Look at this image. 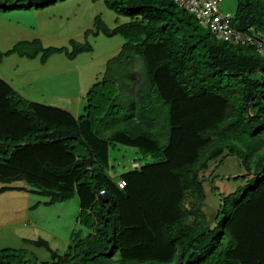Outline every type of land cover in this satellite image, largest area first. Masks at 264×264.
<instances>
[{
  "label": "trees",
  "instance_id": "obj_1",
  "mask_svg": "<svg viewBox=\"0 0 264 264\" xmlns=\"http://www.w3.org/2000/svg\"><path fill=\"white\" fill-rule=\"evenodd\" d=\"M5 1L0 12L16 7ZM103 1L130 21L110 28L97 17L85 33L125 40L110 61L112 76L90 90L85 115L29 101L0 76V195L25 191L11 187L23 182L48 205L77 198L78 224L90 234L82 239L84 231L75 230L63 257L46 240L34 241L51 253L45 263L0 248V264H99L97 257L116 253L139 264H264V181L245 189L227 218L224 200L212 229L201 212L212 161L227 151L243 154L246 165L264 150V58L250 44L213 38L185 9L165 7L167 15L160 0ZM232 26L264 38V0H240ZM70 44L72 51L18 43L0 53V64L14 55L44 64L57 54L74 59L94 51L90 42ZM117 146L137 150L143 164L119 173L111 163ZM263 166L264 156L248 174L262 175Z\"/></svg>",
  "mask_w": 264,
  "mask_h": 264
},
{
  "label": "rangeland",
  "instance_id": "obj_2",
  "mask_svg": "<svg viewBox=\"0 0 264 264\" xmlns=\"http://www.w3.org/2000/svg\"><path fill=\"white\" fill-rule=\"evenodd\" d=\"M43 1H49L51 5L44 10L33 8L34 10L28 13L23 10L31 4L40 5ZM239 1L223 0L219 5L221 13L235 18L239 12ZM160 2L164 5L163 12L167 15L169 14L164 11L165 7L172 8L176 13H185L172 1L160 0ZM0 4L5 7L6 1L0 0ZM9 5H16V7L0 12V53L11 50L18 43L34 40H39L44 48H66L70 51L73 50L70 44L72 40L79 44L90 42L94 51L74 59L69 58L65 53L57 54L44 64L39 58L10 56L1 62L0 76L11 83L29 101L68 110L76 116L85 115V108L90 105L88 102L90 90L99 81L112 76L114 70L110 61L120 53L125 42L120 36L108 38L103 35H91L88 39L85 33L88 29L95 30L94 23L97 17H102L110 28L128 23L130 20L119 17L116 12L108 9L103 0L97 2L93 0H10ZM147 10L141 9L139 12L145 14V12L148 13ZM158 15L162 18L161 21H168L164 14ZM193 20H197L196 16ZM201 29L216 38L208 28L201 26ZM255 52L257 53L256 50ZM131 68L128 65L126 69ZM126 69L123 68L121 72L126 73ZM254 76L262 77L261 74ZM124 83L129 84L130 87L132 81L125 78ZM123 92L127 96V92ZM102 129L106 128L102 127ZM114 129L118 130L117 127ZM241 156L231 155L226 151L221 157L212 161L208 170L203 173L207 194L201 212L204 215L205 224L211 225V229L216 225L224 200H228L225 205L226 213L223 215L227 218L236 201L245 195V189L249 188L252 192L264 181V172L261 176L242 177L250 173L248 170H257L258 161L263 158L264 150L255 154L246 165L243 161L247 157ZM111 161L119 173L143 164L142 156L137 150L123 146H117L111 151ZM135 162L138 164H134ZM13 186L26 190L8 191L9 193L0 195L1 249L27 251L33 257V262L37 260L39 263H45L51 261V254L45 249L35 248L32 244L39 237L47 240L54 253L63 257L68 251L74 230L84 231L82 239L90 234L82 223L77 224L80 213L77 198L67 203H57L46 207L43 203L49 202V198L32 193L23 182H18L11 187ZM3 187L6 186L0 183V189ZM37 204L38 209L30 210ZM192 207L195 208L196 204ZM34 222H39V227H34L32 224ZM24 237L35 240L29 243L23 240ZM78 239L80 238H74L73 242H77ZM97 260L99 264H139L123 261L120 253L114 256L97 257Z\"/></svg>",
  "mask_w": 264,
  "mask_h": 264
},
{
  "label": "built area",
  "instance_id": "obj_3",
  "mask_svg": "<svg viewBox=\"0 0 264 264\" xmlns=\"http://www.w3.org/2000/svg\"><path fill=\"white\" fill-rule=\"evenodd\" d=\"M178 7L194 14L200 24L208 28L216 37L224 42L239 46L252 45L255 50L264 57V38L256 36L253 28L241 32L232 26V16L223 15L219 5L223 0H171ZM125 183L120 182L124 187Z\"/></svg>",
  "mask_w": 264,
  "mask_h": 264
},
{
  "label": "crops",
  "instance_id": "obj_4",
  "mask_svg": "<svg viewBox=\"0 0 264 264\" xmlns=\"http://www.w3.org/2000/svg\"><path fill=\"white\" fill-rule=\"evenodd\" d=\"M22 8H20V10H21ZM24 11H26L27 13L28 12H31V11H33L34 9H23ZM61 19H63V18H61ZM11 192V191H10ZM13 192V191H12ZM6 193H9V192H6ZM6 193H3V194H1L2 196L3 195H5ZM44 204V206H46V207H48V206H51V205H48V204H46V202L45 203H43ZM38 204L37 205H35V206H33L32 208H30V210H36V209H38ZM33 224V226L34 227H39V222H34V223H32ZM77 224H78V219H77ZM24 226H26L25 224H24ZM75 231V230H74ZM73 231V232H74ZM73 234V233H72ZM72 234H71V238H72ZM70 238V239H71ZM39 239H43L42 237H39ZM39 239H37V240H39ZM24 241H26V242H29V243H32L31 242V240H35V239H31V238H27V237H24V239H23ZM43 240H45V239H43ZM47 241V240H46ZM48 242V241H47ZM49 243V242H48ZM33 244V243H32ZM50 244V243H49ZM34 247L35 248H38V249H45V248H40V247H37L36 245H34ZM45 250H47V249H45ZM48 251V250H47ZM49 252V251H48ZM50 253V252H49ZM51 254V253H50Z\"/></svg>",
  "mask_w": 264,
  "mask_h": 264
},
{
  "label": "water",
  "instance_id": "obj_5",
  "mask_svg": "<svg viewBox=\"0 0 264 264\" xmlns=\"http://www.w3.org/2000/svg\"><path fill=\"white\" fill-rule=\"evenodd\" d=\"M256 98V97H255ZM254 98V99H255ZM250 109H251V105H250V107H249V109H248V112H249V114H250ZM261 174H257V176H260ZM248 176H251V174H247V175H245V176H242L243 178L244 177H248ZM101 198L105 201V202H108V199L110 198V195L108 194V193H106V192H102L101 193Z\"/></svg>",
  "mask_w": 264,
  "mask_h": 264
},
{
  "label": "clouds",
  "instance_id": "obj_6",
  "mask_svg": "<svg viewBox=\"0 0 264 264\" xmlns=\"http://www.w3.org/2000/svg\"><path fill=\"white\" fill-rule=\"evenodd\" d=\"M175 4V3H174ZM183 9V8H182Z\"/></svg>",
  "mask_w": 264,
  "mask_h": 264
}]
</instances>
